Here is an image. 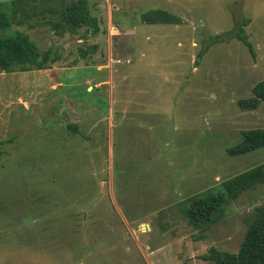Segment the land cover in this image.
Segmentation results:
<instances>
[{"label": "rangeland", "instance_id": "374dc122", "mask_svg": "<svg viewBox=\"0 0 264 264\" xmlns=\"http://www.w3.org/2000/svg\"><path fill=\"white\" fill-rule=\"evenodd\" d=\"M11 1L0 0L7 12ZM70 1H28L36 15L0 30L21 28L60 55L44 70H0V264H213L201 258L211 247L237 253L264 183L206 228L190 223L186 199L264 162V149L227 153L243 130L264 128V103L237 106L264 79V0L177 1L191 24L176 32L144 23L154 3L89 0L98 31L58 35L46 9ZM245 18L254 53L229 33Z\"/></svg>", "mask_w": 264, "mask_h": 264}, {"label": "trees", "instance_id": "16d2710c", "mask_svg": "<svg viewBox=\"0 0 264 264\" xmlns=\"http://www.w3.org/2000/svg\"><path fill=\"white\" fill-rule=\"evenodd\" d=\"M28 1L17 0L8 3L10 12L5 9V4L0 2V30L12 28L14 23L21 26L27 18L36 15L26 10ZM89 0H71L60 7L48 8L56 19L48 21L58 35L67 32H77L83 27L95 28L98 31V18L90 13ZM21 12V16H19ZM144 23L156 24H178L181 19L176 15L163 9L150 10L142 15ZM250 22L245 18L241 24L229 31L236 39L245 44L254 53V48L249 40L245 27ZM218 34L211 43L223 40V35ZM87 52L84 51L86 57ZM203 55L202 51L197 54L196 63ZM60 60L58 52L52 48L41 51L30 35L23 29H15L13 35L0 34V70L13 72L16 69L22 71L44 70L50 64ZM264 103V79L258 81L251 89V95L237 100V106L241 110H255ZM71 132H78L76 124H68ZM264 149V128H250L242 131L239 142L227 149L231 156H243L248 153ZM264 183V162L256 164L237 174L227 177L219 184V190L203 191L186 199V216L190 223L197 227L206 228L215 223L222 215L224 207L233 199L238 198L244 191ZM202 260L213 264H264V203L257 206L253 217L248 222V228L239 246L237 253L222 251L211 247L206 254L201 256Z\"/></svg>", "mask_w": 264, "mask_h": 264}, {"label": "crops", "instance_id": "0c3cea01", "mask_svg": "<svg viewBox=\"0 0 264 264\" xmlns=\"http://www.w3.org/2000/svg\"><path fill=\"white\" fill-rule=\"evenodd\" d=\"M115 1V0H114ZM117 1V0H116ZM130 2H137V1H141V2H146V3H148V4H152V3H154L156 6V8L155 9H163V10H166V11H168V12H170L171 14H173V15H176L177 17H179L180 19H181V22L180 23H178V24H170V25H172V31L171 32H176V31H178L179 29V26H181V24H191V22H189L183 15H180V12H179V8H180V3L179 2H177V1H182V0H129ZM109 2L111 3L112 1L111 0H109ZM110 6H113V10L115 11V10H117L118 9V6H117V4H116V2L114 3V4H109ZM117 7V8H116ZM154 9V10H155ZM150 11V10H149ZM249 19V18H248ZM250 20V19H249ZM248 24H251V20H250V22L248 23ZM129 24H126V26H128ZM157 25V24H156ZM134 28H136L135 26H134ZM117 30H119L118 29V27H117ZM143 31H146V29H143ZM117 32V31H116ZM120 32V31H119ZM133 32H134V29H133ZM121 33V32H120ZM249 33V32H248ZM128 35V34H127ZM130 36V35H129ZM136 36H140L138 33H136ZM130 38H131V36H130ZM149 38V37H148ZM79 41H83V40H79ZM103 66H98V70L99 69H101ZM112 82V79L110 78L109 80H105V81H103V80H101V79H99V78H96V88H101L102 86H104V84L106 83V82ZM91 83V82H93V79H88L87 81H86V83ZM126 96V95H125ZM125 96H122L121 97V99H120V101H123V103L122 104H129L130 103V101L125 97ZM137 103H139V102H137ZM140 104V103H139ZM140 106H143V103H141L140 104ZM119 113H120V115L121 114H127V109L126 108H122V109H119ZM137 115L139 116V115H141V112H138L137 113Z\"/></svg>", "mask_w": 264, "mask_h": 264}, {"label": "built area", "instance_id": "2783aa9c", "mask_svg": "<svg viewBox=\"0 0 264 264\" xmlns=\"http://www.w3.org/2000/svg\"><path fill=\"white\" fill-rule=\"evenodd\" d=\"M113 7V6H112ZM110 28H111V30H110V34H113V33H117L116 32V30H117V27H115V26H110ZM117 62H121V60L119 59V60H117ZM126 62L127 63H129L130 62V59H128V60H126Z\"/></svg>", "mask_w": 264, "mask_h": 264}]
</instances>
